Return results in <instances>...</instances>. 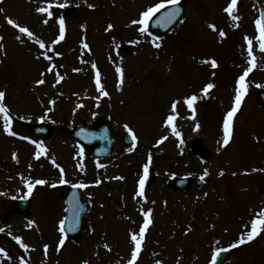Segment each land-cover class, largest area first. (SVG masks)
<instances>
[{"label":"rangeland","instance_id":"rangeland-1","mask_svg":"<svg viewBox=\"0 0 264 264\" xmlns=\"http://www.w3.org/2000/svg\"><path fill=\"white\" fill-rule=\"evenodd\" d=\"M158 2L0 0V91L6 94L3 103L17 133L4 131L0 113V248L7 253L0 254V264H21V258L27 264H128L131 233H139L148 210L152 223L134 264H211L213 253L236 242L264 211V108L256 100L264 89V51L255 23L263 0L237 4L233 14L238 21L224 11L230 0H184L185 14L173 31L140 32L141 25L132 21ZM49 3L51 17L37 11ZM61 16L65 38L55 43ZM8 18L28 27L34 38ZM109 24L113 27L106 30ZM157 37L159 48L153 44ZM245 37L253 42L255 67L246 76L252 85L234 116L231 139L223 145V122L234 106L236 80L250 66ZM123 41L132 52L120 50ZM228 52H233L230 57ZM117 67L123 69L122 84ZM97 70L108 96L95 83ZM41 79L44 83L37 84ZM208 83L214 87L204 94ZM193 94L198 97L194 112L183 102ZM174 100L180 101L173 121L180 136L165 125ZM98 118L110 122L117 143L116 154L99 161L69 133ZM22 120L49 122L54 133L41 141ZM125 125L137 138L131 151L121 144ZM162 137L167 139L158 144ZM39 147L46 151L37 158ZM149 155L148 174L156 179L140 196L139 180ZM174 176H190L191 187L172 188ZM62 178L68 186L87 185L83 197L91 209L82 240L65 239L57 251L64 202L55 186ZM17 197L32 198L29 218L13 211ZM235 248L226 264H264V231Z\"/></svg>","mask_w":264,"mask_h":264},{"label":"snow or ice","instance_id":"snow-or-ice-1","mask_svg":"<svg viewBox=\"0 0 264 264\" xmlns=\"http://www.w3.org/2000/svg\"><path fill=\"white\" fill-rule=\"evenodd\" d=\"M179 3V0H159L158 3L154 4L153 6L148 7L145 11H143L140 14V19L139 20H133L132 24H138L141 25L139 31L142 33H147L148 32V22L149 20L152 18V16L158 12L160 9L165 8L166 5H177ZM238 3V0H230L229 4L227 5V7L224 9V11L226 13H228V15L234 20V21H238L240 19L239 16L234 15V11L236 8V5ZM64 4H60L59 7H64ZM52 7V5L49 3L47 7H40L37 9L38 12L40 13H46L49 17H51L53 15L52 11L50 10ZM89 7H92V5H89ZM0 11H2V9H0ZM180 9L174 8L172 11L168 12L165 14V17L162 18L164 19V21L167 22H171L172 20H174L176 18V16L179 14ZM7 22L11 25H13L14 27H16L21 33H25L27 34V36L29 37H33V33L29 30L28 27L26 26H21L20 24H18L17 22H15L14 20H12L11 18L7 19ZM44 23H48L47 20L44 21ZM257 29L259 31V36L257 37V39L259 40V45L262 51H264V14H262L260 16L259 19H257L255 21ZM113 27L112 24H109L107 26L106 30H109ZM210 28H212L213 30H216V26L214 24L209 25ZM220 35L224 36L226 35L222 30L220 31ZM34 38V37H33ZM65 38V22H64V18L61 16L59 18V36L57 38V41H55V43H58L60 41H62ZM3 38L0 37V40H2ZM245 39L248 42V54L251 57L249 64L250 66L244 71V74L241 75L237 81L238 84V88L236 90V96H235V102H234V106L226 113V116L224 118V122H223V145H227L231 139L232 136V129H233V119L235 114L237 113L238 109L240 108L242 99L244 97V95L246 94V90H247V85L245 83V77L249 74V72L252 71L253 67H255V57L253 56L252 52V39L245 37ZM159 40V37L156 38V40L153 41V44L155 45V47L159 48L160 44L157 43L156 41ZM135 42V41H134ZM37 43L39 44L40 48H44L45 44L43 41H37ZM84 48L88 49V44L84 43ZM0 48H2V45H0ZM46 56V58L50 61L52 59L51 56H47V54H44ZM56 55H61L60 53H56ZM211 64L213 67H217V62L213 59L211 60ZM93 68H96V65L93 64L92 65ZM49 71H51V69H49ZM78 71V69H77ZM117 73L120 76V81L119 83L122 84L123 83V69L121 67H117L116 69ZM59 79H63V77H58ZM37 84H43L44 81L41 80H37L36 81ZM95 83L97 85V87L100 90V93L104 96H108V92L104 90L103 85L101 84L100 81V72L99 70L96 71V75H95ZM214 87V84L212 83H208L207 85L204 86L203 88V93L204 94H208L209 90L212 89ZM5 92L4 91H0V113L3 114L4 117V131L6 133H8L9 135H17V133L13 132L11 129V121L12 118L9 115V109L5 106V104L3 103L4 99H5ZM198 99V97L193 94L191 96L185 97L183 102L185 104H187V106L193 110V112L195 111L194 109V103L196 102V100ZM180 103V101H176L174 100L172 102V115H169L167 117V119L165 120V125H171L172 126V131L175 133V135L180 136V133L176 130L175 125L173 124V121L176 119V108L177 105ZM125 127L128 129V131L130 133H132V129L129 128L127 125H125ZM199 127V125H197V128ZM23 139H28V137H23ZM137 138L135 136V134H132V140L135 141ZM167 139V137H162L161 140L157 141V143H162L163 140ZM33 143H36L35 141H33ZM131 151V149H129ZM45 149L43 147H39L37 152H36V157L39 158L41 155L45 154ZM82 149H81V155H82ZM14 158H15V154H14ZM149 162L144 164L143 168H144V174L143 176L140 178L139 180V192L138 195L143 196L144 195V184H145V180L148 176V169H149V164L151 163V155H149L148 158ZM52 163L55 165L56 161L53 159ZM57 167H59V165H56ZM61 173L63 174V169H60ZM207 170H205L204 175H207ZM221 175H223V172L221 171L220 173ZM122 179V177H121ZM201 180L204 179V176L200 177ZM67 181H65L63 178L60 180V183H66ZM36 184H45L46 181L44 180H37L35 181ZM96 183H100V181H96ZM78 187L84 188L87 187L86 184L84 183H80L79 185H77ZM33 185L30 183L28 185V189H29V195L31 194ZM144 215V222L143 225L140 227L139 233H131L130 236V240L132 241L134 247L132 249L131 252V256L132 258L128 261V264H134L135 260L138 257V254L141 251V247H142V242L145 236V232L148 229L149 225L152 223L151 220V210H148L146 212L143 213ZM31 223L34 222H30L29 227L31 226ZM61 225H63V221H61ZM4 231V229L0 228V232ZM61 233L64 232V228L61 226L60 228ZM261 231H264V211H260L258 214L257 218H254L251 222V229L248 230L246 233H242L238 240L236 242H234L233 244L229 245V248H235L238 247L239 245H243L247 242L252 241L257 235L260 234ZM16 239L19 241L20 237H16ZM65 243V238L62 236L61 239L59 240V244H58V248L57 251L60 250V248L63 247ZM23 247L27 248L28 245L23 244ZM105 247L107 248L108 245H105ZM45 248V253H47V249H48V245L44 246ZM227 249H217L216 252L213 253V257H212V261L211 264H216V259L218 257V255L220 254L221 251H226ZM0 254L3 255H7V253L5 252V250L3 248H0ZM21 264H27L26 261L23 260V258H21ZM84 264H88V261H84ZM156 264H161L160 261H157Z\"/></svg>","mask_w":264,"mask_h":264},{"label":"water","instance_id":"water-1","mask_svg":"<svg viewBox=\"0 0 264 264\" xmlns=\"http://www.w3.org/2000/svg\"><path fill=\"white\" fill-rule=\"evenodd\" d=\"M174 7H171L169 9L164 10L161 12L158 16H156L152 22L151 27L153 29H162L166 30L169 27L173 26L174 23L177 21V19L180 17V13L176 16L174 20L171 22H165L164 18L165 14L172 11ZM182 11V10H180ZM264 14V8L261 11V15ZM259 102L262 103L264 106V93L259 94ZM83 127H78L73 130V135L77 137L82 143L85 145H91L94 143H97V147L94 148V151L92 152L93 155L96 156H106L107 154H110L114 151V139L112 137V131L110 127L103 123V125H100V127L97 130H94V128L90 129L88 126L83 124ZM31 128L39 134L43 138H48L51 135V129L46 124H40V125H32ZM124 143L126 147H130L134 144V141L132 140V137L125 136L124 137ZM89 147V146H87ZM180 185H184L185 182H179ZM79 189H73L71 192V197H69V207H68V214L69 217L67 218L66 227L68 228L69 235L72 236V238L77 239L78 236L75 234L78 232V230H81L82 226V220L84 218L85 213V206L81 203L79 198ZM15 207L21 212L25 213L26 215L30 212V201L27 202H15ZM71 215V216H70ZM74 235V236H73ZM226 252H223L219 257L217 258L216 264H221L225 258H226Z\"/></svg>","mask_w":264,"mask_h":264}]
</instances>
